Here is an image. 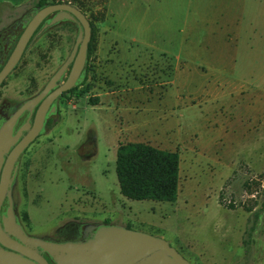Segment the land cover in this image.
Segmentation results:
<instances>
[{
	"label": "rangeland",
	"instance_id": "rangeland-1",
	"mask_svg": "<svg viewBox=\"0 0 264 264\" xmlns=\"http://www.w3.org/2000/svg\"><path fill=\"white\" fill-rule=\"evenodd\" d=\"M49 1L86 14L98 41L88 80L71 94L64 124L32 148L31 170L21 174L14 198L26 232L61 242L70 237L69 224L108 221L168 241L191 264H264V137L261 143L257 129L248 131L243 111L258 100L253 90L264 89V34L247 26L241 37L228 38L226 19L212 8L196 15L194 0ZM34 2L0 0V26ZM255 3L264 11V0ZM237 24L236 18L230 27ZM53 34L62 39L35 47L15 75L46 79L56 71L78 31ZM36 51L48 52L41 75ZM225 56L237 58L235 74L199 76L200 67H209L201 63L228 68L218 64ZM252 67L256 75L248 74ZM176 92L183 96L180 108ZM133 142L179 154L175 202L121 194L117 149Z\"/></svg>",
	"mask_w": 264,
	"mask_h": 264
},
{
	"label": "water",
	"instance_id": "water-1",
	"mask_svg": "<svg viewBox=\"0 0 264 264\" xmlns=\"http://www.w3.org/2000/svg\"><path fill=\"white\" fill-rule=\"evenodd\" d=\"M54 12L59 14L52 24L64 19L72 20L77 22L80 30L71 57L52 77L45 92L62 79L70 64L72 68L66 82L53 96L75 88L87 65L92 27L87 16L70 4L48 6L35 16L0 72V85L20 62L41 21ZM25 108L0 130V264H53L45 254L54 264H191L168 241L118 224L91 225L92 236L81 241L55 242L28 235L18 222L14 208L12 172L19 156L42 129L46 108L38 110L33 132L14 149L3 170L5 154L11 147L14 123ZM6 199L9 206L6 214L1 215Z\"/></svg>",
	"mask_w": 264,
	"mask_h": 264
},
{
	"label": "flooded vegetation",
	"instance_id": "flooded-vegetation-1",
	"mask_svg": "<svg viewBox=\"0 0 264 264\" xmlns=\"http://www.w3.org/2000/svg\"><path fill=\"white\" fill-rule=\"evenodd\" d=\"M66 3H52L50 5H39L34 2V6L32 9L24 12V14L20 15L18 18H15L11 24L7 26H0V72L3 70L8 60L10 59L14 49L16 48L19 40L22 35L26 31L29 24L33 21L35 16L40 13L43 9L47 8L51 5H59ZM68 4V3H67ZM59 12H54L46 16L40 23V25L36 28L33 33L23 56L15 67V69L7 76V78L0 85V130L24 107H26L17 117L12 132L11 139V147L7 154H5V161L3 165V170L9 160L11 153L14 149L27 137L29 136L34 128L36 122V116L38 110L43 107L46 108L45 119L43 123V127L40 132L36 135L35 139L29 144V146L22 152L17 161L15 162V170L12 172V196H13V204L17 214L18 222L25 227L19 219L16 203H15V191L19 187V182L21 178V174L26 171L31 170V163L33 159H31V151L38 142H41L44 138L45 141L50 140V135L60 129V127L64 124V115L66 113V109L69 107L70 96L74 92H76L83 83L85 70L80 76L79 80L75 88L68 92H63L55 97L53 94L66 82L69 73L72 68V64L69 65L65 75L62 76V79L57 81L56 84L47 92L46 89L52 79V77L61 69V67L69 60L72 55V52L66 56L65 59L62 60L60 66L54 71L48 78L45 79L42 76H24L25 74L15 73L21 69V66L24 64L25 59L28 54H30L35 47H49L54 39L57 40L62 39L59 36H54L53 31L56 29H67L68 27H74L77 29L79 34V26L77 22L72 20H61L56 24H52L54 19L58 16ZM78 37V36H77ZM77 40V39H76ZM42 41V43H41ZM58 41V40H57ZM49 44H48V43ZM76 44V43H75ZM75 46V45H74ZM74 49V48H73ZM38 52H34L37 54ZM47 55V56H45ZM38 58L39 63L35 64L36 72L38 74H42L45 68L41 65L40 62H46L48 60V52L38 53L37 57L34 56V59ZM34 101V102H33ZM30 102H33L30 104ZM37 155V154H36ZM30 163V164H29ZM9 203L8 199H6L2 205L1 215H5L8 209ZM105 223V222H104ZM104 223H74L69 224L65 227L70 232V237L65 238L61 242L66 241H81L88 239L92 236L91 225H101ZM26 232V230H25ZM27 233V232H26ZM28 234V233H27ZM29 235V234H28ZM48 240V239H46ZM45 256L54 264L51 258L48 257L47 254Z\"/></svg>",
	"mask_w": 264,
	"mask_h": 264
},
{
	"label": "trees",
	"instance_id": "trees-1",
	"mask_svg": "<svg viewBox=\"0 0 264 264\" xmlns=\"http://www.w3.org/2000/svg\"><path fill=\"white\" fill-rule=\"evenodd\" d=\"M35 2L41 6L56 2L66 3L49 0H35ZM90 22L92 37L82 86L88 80L90 60L97 50L98 28L95 23ZM116 172L120 192L125 198L134 201L151 200L169 203L175 202L178 198L180 156L176 152L161 150L145 143H121L117 150ZM261 187L264 204V176ZM233 207V205L229 206V208ZM105 223L110 224L108 221Z\"/></svg>",
	"mask_w": 264,
	"mask_h": 264
},
{
	"label": "crops",
	"instance_id": "crops-1",
	"mask_svg": "<svg viewBox=\"0 0 264 264\" xmlns=\"http://www.w3.org/2000/svg\"><path fill=\"white\" fill-rule=\"evenodd\" d=\"M195 1V9L196 15L201 14L204 11V8L207 10L212 8L213 12H215V17H220L223 19L225 18L224 27L226 28V34L228 38L230 37V33L237 34L238 37H241L244 33L247 32V26L251 30L253 34L259 33L260 35L264 34V11L257 12V4L255 3L256 0H233L232 5L230 4V0H194ZM229 3V5H228ZM258 10V9H257ZM236 18L238 19L237 27L232 28L230 27L231 24L235 23ZM236 30V31H235ZM229 41V39H228ZM252 49V48H251ZM219 63L224 65L226 69L224 71L217 70L213 68L212 62H207L205 64L201 63V65H207L209 67H200L202 69L201 73H199L200 77H213L217 78L218 76L222 77L224 75H233L237 71V58L233 57H219ZM262 64V61H261ZM247 67V65H246ZM200 69L198 72H200ZM256 68L252 67L248 70V74L256 75ZM264 74V68L262 70ZM219 78V77H218ZM264 80V77L261 78ZM227 80V78H226ZM256 94L257 101L249 102L247 106L243 108V111L247 114L245 121L249 124L248 131H251V128L256 130L257 129V139L262 143L264 137V89L261 87H257L253 90ZM249 92V89H245L243 94ZM182 93L176 92L175 96V108L181 107L182 104ZM185 108H192L188 104H185ZM256 136V134H255ZM128 137L126 134L125 138ZM256 137H254L255 140ZM249 141V140H248ZM134 143V142H133ZM158 148V147H157ZM160 149V148H158ZM118 150V149H117ZM162 150V149H161ZM261 155V150L259 151V158ZM256 161L255 159H252ZM251 159L249 161H252Z\"/></svg>",
	"mask_w": 264,
	"mask_h": 264
}]
</instances>
